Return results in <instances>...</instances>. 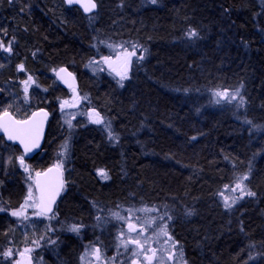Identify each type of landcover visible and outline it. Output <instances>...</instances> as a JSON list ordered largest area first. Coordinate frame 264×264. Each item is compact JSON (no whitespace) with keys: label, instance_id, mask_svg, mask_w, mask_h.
Wrapping results in <instances>:
<instances>
[{"label":"trees","instance_id":"16d2710c","mask_svg":"<svg viewBox=\"0 0 264 264\" xmlns=\"http://www.w3.org/2000/svg\"><path fill=\"white\" fill-rule=\"evenodd\" d=\"M106 2L84 16L63 0H0V42L11 46V52L0 48V113H51L42 150L24 160L32 172L53 165L66 138L55 116L57 101L70 92L55 79L60 67L75 73L76 91L108 119L116 140L94 126L75 128L63 165L65 190L50 218L86 227L112 209L148 204L171 216L186 264H264V138L253 140L230 109L209 103L211 91L236 88L245 120L263 121L264 6L258 0ZM190 30L197 36L187 38ZM108 33L147 48L122 87L83 71ZM28 77L37 87L26 98ZM20 156L0 136V264H12L2 255L8 249L15 253L56 233L48 218L11 214L26 194ZM101 169L107 179L98 176ZM240 174H248L255 195L226 210L218 192ZM63 228L45 264H79L83 236Z\"/></svg>","mask_w":264,"mask_h":264},{"label":"rangeland","instance_id":"374dc122","mask_svg":"<svg viewBox=\"0 0 264 264\" xmlns=\"http://www.w3.org/2000/svg\"><path fill=\"white\" fill-rule=\"evenodd\" d=\"M97 5L99 4L98 1L105 0H95ZM111 0H108V3ZM261 7L264 6V0H258ZM137 5L139 2V6L141 7H153L158 5V0L156 3H152L151 0H136ZM103 35L100 36L97 46L95 47V56L91 58L86 66L84 67L83 71L87 72L88 74L99 77H106L113 81L118 87H122L125 83H127L135 71L141 66V64L145 61L147 56V48L136 39L129 38L128 36H120V35ZM189 36L187 35V38ZM135 45V48L133 47ZM134 53V55H132ZM109 57L110 63L105 62L104 58ZM141 57H143L141 59ZM127 64V79L120 80V76L117 75V72H121V68ZM28 78L26 79V81ZM24 83L22 84L23 95L26 97L24 92ZM37 87L36 82L32 79L28 87V93L31 89H35ZM237 90L236 88L231 89H216L210 92L209 94V103L212 107L220 108L229 110L232 112V116L234 119L239 120L242 124V128L244 131L250 135L253 140H257L260 137L264 138V119L260 123H247L245 120V113H244V103L243 106H239L241 91L239 90V95L237 96L236 100L229 102L227 99H222L220 97L215 96L216 92H227L229 94L235 93ZM219 100V103H217ZM67 101L68 103L61 108V103ZM98 112L100 114V118L102 119L101 124H96L92 122L90 119V113ZM55 116L58 123L64 128L66 138L56 151V160L53 165L60 164L62 165L61 169L64 171V163L66 161L67 152L69 148V142L72 138V134L77 127H84V126H94L100 130H102L105 135L109 138V130L108 126L111 125L106 119L103 114H101L88 100L86 94L80 93L76 90H72L69 92V95L63 99L57 101V106L55 110ZM69 122L71 127H69ZM112 133V131H111ZM113 135V134H112ZM113 140L111 141L116 142L115 136L113 135ZM110 139V138H109ZM67 142V148L64 149L62 145ZM27 166L28 171L24 170L22 167L24 177L26 179V194L25 198L28 195L29 187L31 186L33 189V195H35V191L33 188V176L34 172L29 168L27 163L24 162ZM101 172L105 173L108 177V174L104 170H98L97 174L101 178ZM247 175V179L243 181L244 185L246 186V190H249L247 185L248 174H240L235 176V178L231 181V183L227 184V187H223L219 190L217 200L220 205L226 210H233V208L240 205L245 199L249 198L250 196L242 195L241 191L237 189L233 191L236 187V183L238 179L242 176ZM29 176L32 178L29 179ZM65 190V189H64ZM225 197L229 198V203H231L232 198L236 199V202L232 204L230 208L225 207ZM25 203V200L22 204ZM21 204V205H22ZM21 205L17 208L20 209ZM142 209H147V211H142ZM36 212L35 208L28 207L25 210V215L28 217L36 216L42 218H48L47 221L53 223L55 225L56 233L51 237H45L42 240L33 243L32 245H28L21 249L18 252L13 253L10 257L12 264H15L16 261H23L24 264H45L44 263V254L47 252L51 255L56 252L57 246H59V239L62 238L60 232V228L64 226L63 233H71V235L76 234L77 236L82 237V246L79 248L78 253V262L79 264H148V261L145 260V253L144 251L138 249L135 244H127L125 247L121 241H127L129 239L137 238L136 232H129L128 231V222L131 220L132 223L138 224V230L140 226H144L146 230L142 232V234L138 237L141 242L147 241L145 243V248L154 249L156 252L155 257L152 260V264H186L184 260V256L180 246L174 240L172 232H171V222L172 218L168 219L169 216L162 208L148 205V204H130L127 206L119 207L110 210L106 213L105 216L99 217L95 221V224L92 226H79L74 223L66 224L64 221L57 220L54 216L50 218V216H37L34 213ZM124 217L125 219H117L116 215ZM16 217V216H14ZM99 217V218H98ZM17 219L24 220L23 217H16ZM155 218V222L153 223L152 227H147V221L149 219ZM162 218V219H161ZM77 226L79 228L78 232L70 231L69 229L72 226ZM166 225L168 235L165 236L159 232V228ZM59 233V234H58ZM171 237V240H169ZM167 241V243H165ZM54 242V243H53ZM175 244V246H173ZM100 249L101 259L98 261L96 260L94 255H91L94 249ZM26 249H31V252H25ZM139 253L138 255H133V252ZM20 253H24V256L21 257ZM151 255V251L147 253ZM261 255V254H260ZM172 257L169 259V257ZM83 257V259H82ZM264 259V252L260 256Z\"/></svg>","mask_w":264,"mask_h":264},{"label":"snow or ice","instance_id":"6c2138e0","mask_svg":"<svg viewBox=\"0 0 264 264\" xmlns=\"http://www.w3.org/2000/svg\"><path fill=\"white\" fill-rule=\"evenodd\" d=\"M152 3H156L157 0H151ZM69 4L73 3V0H68ZM82 7H84V11L85 12H89L92 9L96 8V3L93 2V0H87V3L82 4ZM190 38L192 37H196L197 33L194 30H190L189 33L187 34ZM135 48V45L133 46ZM0 48H3L4 51L6 52H11V46L9 44L8 47H4L3 43L0 42ZM132 55H134V53H132ZM143 57H141L142 59ZM105 62H109L110 63V58L109 57H105L104 58ZM20 70H23V65L19 66ZM64 69H60V72H64ZM127 64L124 67V70L121 72H117V75L120 76V80H124L127 79ZM57 75L59 76V72L57 73ZM69 75H71L69 73ZM32 81L31 77H28L27 81H24V92L26 94V98H27V92H28V87L30 82ZM121 86H123L121 84ZM217 97H220L222 99H227L229 102L236 100L237 96L239 95V90H237L235 93L229 94L227 92H216L214 94ZM67 101H64L61 103V108L63 109L64 106L67 104ZM217 103H219V100H217ZM243 98H240V102H239V106H243ZM37 115H40L38 113H33V117H36ZM43 116H47V113H43ZM90 119H92L93 123L96 124H101L102 123V119L100 118V114L98 112H95L93 110L92 113H90ZM247 123H251V121H246ZM69 127H71V124L69 122ZM41 125H39L34 119L33 120H26V121H17V120H13L11 118V116L9 115V113L7 111H5L3 113L2 116H0V130H3V132L5 133V135L7 136V138L9 140H19V142L24 146L25 148V152L27 153L28 151L31 150L32 147H36L38 146L39 143V131H40ZM108 130H109V138L113 139V135L111 133L110 130V126H108ZM62 147L64 149L67 148V142H65L64 145H62ZM19 159V163L22 167H24V170L27 172L28 168L27 166L24 164V157L20 156L18 157ZM62 165L57 164L55 166L54 169H49L48 173L53 172L54 170L58 173L56 181L52 182L50 180H45V181H41L39 179V177H41V173H36V176L38 179H36L34 181L35 185H36V190L39 192V196H34L33 195V189L30 186L29 190H28V195L25 198V203L21 205L20 209L13 211L11 214L13 216L16 217H23L24 219H27V216L25 215V210L28 207H32L37 209V211L34 213L37 216H41V215H47L48 213H51L53 211V204L55 202L56 196L59 195V192L63 189V185L64 182L62 179H60V177L62 176V172H60ZM48 173H44L43 175L45 177L48 176ZM101 175L103 176L104 179H107V175L103 172H101ZM32 177L29 176V179H31ZM247 179V175L242 176L238 179L237 183H236V187L233 189V191H236L237 189H239L242 193V195H247V196H254L255 193L251 192V191H247L246 190V186L244 185L243 181ZM227 187V186H225ZM236 199L238 198H232L231 203H229V198L225 197L224 203H225V207L226 208H230L232 206V204H234L236 202ZM4 209H0V211H3ZM142 211H147V209H142ZM116 215L117 219H125L122 216H119L118 214H114ZM162 219V218H161ZM168 219H171V217H168ZM155 222V218L149 219L147 221V227H152L153 223ZM70 231L73 232H78L79 228L77 226H72L70 229ZM146 230L144 226H140L139 230H138V224L137 223H132L131 220H129L128 222V231L131 232H136L137 233V238H133V239H129L127 241H121L122 244H124V246L126 247L127 244L131 243V244H135L136 247L142 251H144L145 253V260L148 261V264H152V260L156 255V252L154 249H148L145 248V243L147 241L141 242V240L138 238L142 232ZM159 232L165 236L168 235L167 232V226L164 225L162 227L159 228ZM169 240H171V237H169ZM54 243V242H53ZM167 243V241L165 242ZM173 246H175V244H173ZM151 251V255H148L147 253ZM25 252H31V249H26ZM139 253L137 252H133V255H138ZM4 257H11L13 255L12 250L8 249L7 251H5L2 254ZM21 257L24 256V253H20ZM91 255H94L96 260H100L101 259V254H100V249L96 248L93 250V252L91 253ZM172 257L170 256L169 259H171ZM83 259V257H82ZM15 264H24V262L21 261H16ZM133 264H135V261H133Z\"/></svg>","mask_w":264,"mask_h":264},{"label":"water","instance_id":"95a60500","mask_svg":"<svg viewBox=\"0 0 264 264\" xmlns=\"http://www.w3.org/2000/svg\"><path fill=\"white\" fill-rule=\"evenodd\" d=\"M93 2L96 3L95 0H93ZM63 3L65 4L66 7H76V8H78L84 16H88V15L93 14L96 11V9H97V4H96V8L95 9H92L89 12H85L84 11V7H82V4L87 3V0H73L72 4H69L68 0H63ZM124 67L125 66H123L121 68V71L124 70ZM60 69H64L65 71L64 72H60ZM58 72H59V76L57 75ZM69 73L71 75H69ZM54 76H55V79L57 80L58 84L61 87H63L64 89H66L68 91H72V90H76L77 89L78 84H77L76 75H75L74 72L70 71L66 67H60V68L56 69L55 72H54ZM4 112L5 111L0 113V116H2ZM7 112L9 113V115L11 116V118L13 120L26 121V120H33L34 119L39 125H41L40 131H39V143H38V146L32 147L31 150L28 151L27 153L25 152V148L19 142V140H9L7 138V136L5 135V133L3 132V130H0V136L3 137L4 141L6 143H11V144L17 146L18 149L20 150L22 156L24 157V160L32 159L35 155H37L42 150V147H43V144H44V141H45V137H46L47 127H48V123H49V120H50L51 113L46 108H39V109L33 110L25 118H17L10 111H7ZM33 113H38L40 115H37L36 117H33ZM43 113H47V116L46 117L43 116ZM55 166L56 165H50L49 167L45 168L44 170L38 171L39 173L42 174L41 177H39V179L42 182L45 181V180H50L52 182H55L58 173L55 170L53 172H51V173H48V170L49 169H54ZM38 172H36V173H38ZM60 172H62V176L60 177V179H62L63 182H64L63 189L59 192V195L56 196L55 202H54V204L52 206L53 211L51 213H48L47 215H42V216H50V215H52V213L55 210L57 202L59 201V199L61 198V196L63 194L64 188H65L64 173H63L62 169H60ZM36 173L33 176L32 182H33V188H34V191H35V195L38 197L39 196V192L36 190V185L34 183V181L36 179H38L37 176H36ZM44 173H48V176L45 177L43 175ZM35 210L37 211V209H35Z\"/></svg>","mask_w":264,"mask_h":264}]
</instances>
